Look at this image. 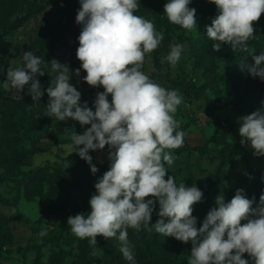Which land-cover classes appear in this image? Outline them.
Here are the masks:
<instances>
[{"label": "clouds", "instance_id": "obj_1", "mask_svg": "<svg viewBox=\"0 0 264 264\" xmlns=\"http://www.w3.org/2000/svg\"><path fill=\"white\" fill-rule=\"evenodd\" d=\"M209 2L217 10L205 26L207 37L214 41L213 51L219 52L226 45L232 52L247 53L240 69L264 81V51L256 55L247 44L254 37V22L264 14V0ZM79 3L76 23L81 31L76 56L80 68L72 70L56 59L48 61L56 75L45 88L38 79L46 73L42 67L45 62L33 51L24 52L22 67L5 69L0 65V72L6 74L5 89L9 82L20 93L27 88L32 101L41 100L46 92L43 117L60 122L70 119L82 127L90 125L82 134L72 133L71 142L64 148L85 160L93 175L98 168L92 163L90 150L108 148L110 166L94 184L96 193L88 202L90 212L67 218L72 233L80 239L88 238L93 246L98 236L116 238L120 253L132 264L135 259L128 229L139 231L141 225L185 244L190 242L187 264H264V192L255 207V197L247 198L243 189H237L227 202L221 192L198 227L193 206L202 201L203 192L195 184L178 185L172 175L165 179V164L170 166L175 160L171 150L184 143L185 133L178 130L180 125L174 118L182 96L142 71L145 55L158 48L163 33L135 14L137 0ZM190 3L168 0L164 14L172 24L191 30L197 27V14ZM182 51V44H174L165 59L174 66ZM81 70L86 73L83 81L90 87L104 89L96 93L91 108L87 101L81 102V92L69 82L73 75L80 77ZM237 122L240 144L249 147L254 156L264 157V99L257 110L240 116ZM157 205L159 219L153 224Z\"/></svg>", "mask_w": 264, "mask_h": 264}, {"label": "rangeland", "instance_id": "obj_2", "mask_svg": "<svg viewBox=\"0 0 264 264\" xmlns=\"http://www.w3.org/2000/svg\"><path fill=\"white\" fill-rule=\"evenodd\" d=\"M152 1L154 10L151 9L144 18L151 21L164 38L156 50L145 55L142 71L155 83L167 90H177L182 96V103L174 114L180 127L187 125L190 134L205 129L208 139L215 134L224 135L227 143L240 153L238 158L230 157L223 161L215 153L217 148L214 144L210 145L211 150L204 156L179 148L171 150L175 160L170 166L165 164L168 171L165 179L172 175L178 185L181 182L188 185L194 181L203 192V200L206 197L210 210L215 197L221 192L226 199L227 192L242 183L256 184L257 176L245 171L247 164L253 171L264 168V157L254 156L249 147L240 144V125L237 122L240 116L260 107L264 99V81L258 77V82L242 79L235 82L230 79L233 69H240L239 64L246 62L243 58L248 54L239 50L232 52L226 45L219 52L213 51L214 41L206 37L205 26L211 23L217 10L209 0H191L189 7L195 8L197 14V27L191 30L168 20L164 14V4L168 0ZM79 8V0H0V27L16 24L0 40V65L5 69L22 67L24 52L33 51L45 62L42 67L46 73L38 77L45 88L56 75L48 61L56 59L68 64L72 70L77 69L75 58L81 26L76 23V15ZM160 15L168 20L167 29L159 25ZM206 39L209 43L205 44L204 49L202 44ZM174 44H182L183 51L181 59L173 66L165 58ZM214 58L218 70L215 78L210 79L212 72L208 70V64ZM85 75L81 71L80 77L73 75L69 82L81 92V102L87 101L91 108L97 91L83 81ZM5 79L6 74L0 72V225L11 214L12 202L17 195L13 182L5 177L6 173L16 167L29 171L46 163H56L60 158L73 157L76 153L70 154V150L61 143L70 140L75 131L83 133L90 127H82L79 122L70 119L60 122L55 118L43 117L48 100L46 92L41 100L32 101L27 88L20 93L9 82V88L5 89ZM94 158L99 164L108 160L106 152L96 153ZM79 186H82L80 182L72 181L57 193L55 187L45 184L43 198L35 202L21 198L19 210L36 222L41 217L40 203L43 201L44 216L37 227L47 235L53 231L59 233L61 228H56L62 218L90 212H85L89 199L87 203L83 202L84 198L76 190ZM9 227L12 238H4L0 230V264H32L38 259L47 261L50 254L53 255L52 246L41 251L33 246L29 228L14 221L9 223ZM66 238L67 234L61 242ZM68 248L64 245V249ZM187 249L186 254L176 258V264H187L191 248ZM76 254L67 259V264H74ZM94 264H105L101 252H97Z\"/></svg>", "mask_w": 264, "mask_h": 264}, {"label": "trees", "instance_id": "obj_3", "mask_svg": "<svg viewBox=\"0 0 264 264\" xmlns=\"http://www.w3.org/2000/svg\"><path fill=\"white\" fill-rule=\"evenodd\" d=\"M137 3L139 7L135 14L143 18L150 13L151 9L154 8L152 0H137ZM158 21L161 27L165 29L169 27V22L163 15L159 16ZM15 27L16 24L3 28L0 27V40L3 35L7 34ZM253 27L254 37L250 38L247 41V44L250 50L254 49L256 52L255 54L259 55L261 51H264V14L261 15L257 22H254ZM204 35L205 33L203 30L202 36L204 37ZM208 43L209 41L207 39L203 42L202 45L204 49L205 44ZM248 59L250 60L248 62L252 63L251 57ZM204 61H206V58ZM75 63L76 67L80 68L81 62L77 59V57L75 58ZM208 70L212 72L210 79L215 78L218 70L216 58H214V60H209ZM81 71L84 72L83 70ZM230 79L235 82L240 79L244 81H259V79L252 78L246 71H242L239 68H235V70L233 69ZM93 89L97 92L104 91L102 87ZM178 130H182L185 133L183 146L179 148L181 151L196 153L199 156H204L211 150L210 145L214 144L217 148L215 153L223 161L230 157L238 158L240 156L236 147L227 143L224 135L215 134L211 136L203 146L194 147L189 144L187 139L190 134L188 133V126L184 125L179 127ZM78 134L82 133L78 132ZM70 142L71 140H66L61 144L66 145ZM99 152H106L107 154V146H105V149L103 150H90L89 152V155L93 158L92 163L98 168V172L95 175L91 173L89 164L77 154L73 157L60 158L56 163H46L43 167H37L29 171H22L20 167H16L6 173L5 177L13 182L17 195L12 202L11 214L8 215L0 225L3 237L12 238L9 223L14 221L31 230V243H33V246L37 248L38 251H41L42 248H48L49 246L53 247V255L50 254L51 257L47 261L38 259L32 264H67V259L75 252L77 254L75 255L74 264H94L97 258V252L102 253L105 264H132V262L127 261L123 257L122 253H120V242L116 238L105 239L102 236H98L97 244L95 246L90 245L88 238L80 239L72 233L71 227L67 224L66 218H62L59 227L56 228L57 230L61 228V232L57 233L56 231H53V233L41 236L40 233L43 231L37 227V224L41 222L44 216L45 206L43 201L40 203L41 217L36 222L32 221L25 213L19 210V202L21 198L27 202H35L37 199H42L45 184L52 185L56 188L57 193L58 191L60 193L63 186L72 181H77L82 184V186H79V189L76 190L79 191V196L84 198L83 202L87 203V198L90 199L91 196L96 193L94 184L97 179L101 177L110 166L109 160L103 164H99L95 161L94 155ZM245 171L257 176L256 184L251 186V184L244 182L235 189L228 191L226 202L233 198L237 189H243L247 198L251 199L255 197V203L253 205V207H255L256 204L259 203L260 195L264 192V168L258 171H253L249 164H247ZM193 184H195L194 181L190 182L186 186L191 187ZM196 186L198 187V185ZM86 206L85 212H88L90 210V205L88 204ZM193 208V215L198 218L197 226L199 227L209 210L206 197H204V200L202 199L201 202L196 203ZM158 210L159 208L157 205L151 219V223L153 224L157 219H159L156 215ZM245 222L246 221H242V223ZM65 234H67V238L65 241L61 242ZM128 241L134 253L135 264H176V258L180 255L186 254L187 250H189L187 248H191L190 242L185 244L173 237H165L162 234L156 233L154 229L149 231L148 228L143 225H141V229L139 231L131 228L128 229ZM64 245L69 248L64 249ZM246 254L247 253L244 254V258L248 257Z\"/></svg>", "mask_w": 264, "mask_h": 264}, {"label": "crops", "instance_id": "obj_4", "mask_svg": "<svg viewBox=\"0 0 264 264\" xmlns=\"http://www.w3.org/2000/svg\"><path fill=\"white\" fill-rule=\"evenodd\" d=\"M204 130L205 129H202V130L196 131L195 133L189 134L187 139L189 141V144H192L191 146L200 147V146H203L204 144H206V142L208 140V136L204 132Z\"/></svg>", "mask_w": 264, "mask_h": 264}]
</instances>
